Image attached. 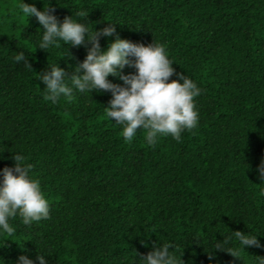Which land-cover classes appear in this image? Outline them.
I'll use <instances>...</instances> for the list:
<instances>
[{
  "label": "trees",
  "instance_id": "16d2710c",
  "mask_svg": "<svg viewBox=\"0 0 264 264\" xmlns=\"http://www.w3.org/2000/svg\"><path fill=\"white\" fill-rule=\"evenodd\" d=\"M44 2L58 21L80 13L89 30L114 27V36L99 37L101 50L115 35L162 45L174 62L169 82L186 75L201 89L199 120L179 142L165 136L149 146L146 131L125 141L122 127L108 120L110 92L45 100L36 74L57 63L70 77L91 44L36 48L42 35L36 19L27 21L20 0H0V170L14 167V152L22 153L50 207L46 220L9 221L13 234H0L4 264H17L21 255L35 262L38 252L47 264H138L163 243L173 245L177 258L182 254V264H259L264 0ZM20 52L32 69L14 61ZM236 231L258 235L260 246L243 250L233 240L225 249L238 258L211 249Z\"/></svg>",
  "mask_w": 264,
  "mask_h": 264
},
{
  "label": "clouds",
  "instance_id": "9594fccd",
  "mask_svg": "<svg viewBox=\"0 0 264 264\" xmlns=\"http://www.w3.org/2000/svg\"><path fill=\"white\" fill-rule=\"evenodd\" d=\"M43 5L42 10L23 0H20L19 5L27 21L34 17L41 26L42 35L36 48L48 53L49 49L62 45L79 47L91 44L85 59L74 68V74L70 77L57 63L48 65L50 71L36 74L37 79L45 85V100L56 104L61 97L68 98L73 93L110 92L112 99L104 107L108 120L112 119V124L122 127L125 141H132L138 130L146 131L145 141L149 146L165 136H171L179 142L183 132L198 126L199 111L195 98L201 95V89L186 75L177 74L178 79L169 82L174 74V62L169 59L162 45L153 42L145 46L115 35L106 49L101 50L99 37L114 36V27H104L99 31L92 27L89 30L87 24L81 22L84 16L80 13L71 18L66 16L61 22L51 14L49 2L46 5L43 0ZM14 61L23 62L32 69L23 52L18 53ZM126 66L134 68L135 72L122 74ZM109 76L119 78L124 86L111 83L107 79ZM12 158L14 167L0 170V234L6 233L9 236L14 232L9 221L17 215L25 225H31L48 219L50 213L39 180L30 176L31 165L25 163L22 153L14 152ZM257 172L264 180V159ZM257 236L250 232H231V235H224V239L217 241L211 249L222 250L237 257L236 252L227 251L225 246L231 247V242L235 240L243 250L246 246L259 247ZM172 250L171 243H163L159 248L154 247L138 264H182V254L177 258ZM38 253L35 262L21 255L17 264H47V255ZM0 262L4 264L2 259ZM259 264H264V258H259Z\"/></svg>",
  "mask_w": 264,
  "mask_h": 264
}]
</instances>
